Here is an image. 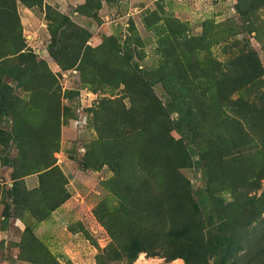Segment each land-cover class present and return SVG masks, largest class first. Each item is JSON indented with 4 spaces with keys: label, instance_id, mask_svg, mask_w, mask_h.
I'll return each mask as SVG.
<instances>
[{
    "label": "rangeland",
    "instance_id": "1",
    "mask_svg": "<svg viewBox=\"0 0 264 264\" xmlns=\"http://www.w3.org/2000/svg\"><path fill=\"white\" fill-rule=\"evenodd\" d=\"M240 2L0 0L1 21L2 14L9 13L10 18L17 15L22 26L15 44L2 41L5 38L0 34V63L6 69L0 78L2 87L9 86L0 94V264H186L183 259L168 261L165 254L173 245L150 242L153 240L145 232L140 235L158 255L150 250L142 252L134 263L122 257L116 248L119 241L112 238L100 217L114 214L110 222L116 226L131 224L133 217L116 213L122 201L116 190L123 185L113 183L115 174L104 163L105 157L93 153L102 148V123L111 120L113 124L122 110L133 109L132 96L139 89L149 95L152 72L171 58L177 60V67L198 61L233 62L246 44L257 52L264 71V25L263 29L260 25L264 23V7L252 15L249 26ZM51 26L58 30L56 36ZM254 27L258 32H250ZM21 46L26 55L20 59L16 53ZM81 46V53L90 49L98 69L87 70L82 59L75 63L72 59L71 64H76L72 69L63 68ZM30 55L35 56V62H45L53 73L55 93L37 90L44 83L42 79L26 76ZM134 77L144 79L139 88L126 84ZM162 90L156 89L165 101ZM250 91L264 94V78ZM171 118L177 120L178 114H171ZM135 144H128L133 153L125 157L124 166L136 163L132 160ZM187 147L191 164L182 173L195 195L203 194L198 200L204 203L200 204L204 205L202 210L207 209L203 210L205 237L226 242L232 233H240L230 257L234 264H243L248 251L257 249L249 250L250 245L264 238V214L254 216L255 222L244 227L253 214L234 203L230 190H219L218 201H214L211 193H205L206 187L210 189V177L204 168V150ZM235 157L239 159L235 171L241 179L254 183L243 189L261 195L264 142ZM50 161L55 163V173L51 174L50 168L47 173L38 171ZM25 167L31 174H25ZM129 191L134 189L124 195ZM64 198L66 201L46 218L35 219L31 209L48 210ZM226 218L236 222L226 224ZM132 235L128 232L126 237ZM204 252L193 258L192 264H205L201 263ZM218 253L222 256L227 250ZM213 261L217 260L210 264Z\"/></svg>",
    "mask_w": 264,
    "mask_h": 264
},
{
    "label": "trees",
    "instance_id": "2",
    "mask_svg": "<svg viewBox=\"0 0 264 264\" xmlns=\"http://www.w3.org/2000/svg\"><path fill=\"white\" fill-rule=\"evenodd\" d=\"M240 3L245 7V22L250 26L252 15L264 7V0H241ZM8 15L2 14L0 34L5 38L2 41H14L12 44H15L17 35L22 34V26L17 15L13 18ZM260 25L263 29L264 23ZM51 29L56 36L58 30H54L53 26ZM251 31L258 32V28H250ZM82 48L78 49L80 52L73 53V57L67 60L68 64L63 65L64 69H72L80 59L81 64H87V70L98 69L90 49L81 53ZM23 50L24 46L17 50L20 59L26 55ZM236 55L233 62L216 60L208 64L198 61L178 67L176 59H169L166 65L152 72L149 95L145 96L139 89L137 95L132 96L135 102L133 109L122 110L113 124L111 120L102 123L99 139L102 148L99 153L95 151L93 156H104V163L115 174L113 183L123 185L116 190L122 198L119 207L115 208L116 213L121 216L130 214L133 220L131 224L124 222L116 226L110 222L114 214L101 216L100 219L112 238L119 241L116 248L129 263H134L140 253L153 249L140 235L145 232L148 238H152L150 242L173 245V249L165 254L170 262L183 259L186 264H192V259L200 258L206 250L201 263L210 264L213 259L217 260L213 264H234L230 257L231 250L241 234L232 233L229 239H225L226 242L209 241L205 237L202 224L203 210L207 209L202 210L204 205L200 204L204 203L198 200L203 194L200 192L196 196L191 182L182 173V169L191 164L187 146L204 150L202 158L207 162L204 168L210 177V189L208 191L206 187L205 193H211L214 201H218L216 194L219 190H230L234 203L250 209V214H253V217H248L244 227L255 222L254 216L264 214V191L259 196L247 192L243 186L253 187L254 183L241 179L235 171L239 162L235 156L242 157L264 142V94L250 91L263 81L264 71L257 52L246 44ZM30 56L31 64L24 69L26 76L42 79L44 83L38 85L37 90L55 93L58 89L53 73L45 62H35V56ZM72 59L74 63L71 64ZM3 67L4 64L0 63V75L6 72ZM143 80L134 77L124 81L129 87L139 88ZM2 84L0 78L1 95L9 89L8 85L2 87ZM159 88H163L165 101L157 94L156 89ZM103 109L106 118V106ZM173 113L178 114L177 120L171 118ZM130 143H136V155L132 156L136 163L124 166L125 157H131L133 153L128 149ZM54 165L50 161L38 171L47 173L50 168L53 174L56 172ZM24 170L26 175L31 174L26 167ZM128 171L130 177L126 176ZM128 189H134V192L129 191L124 195ZM65 201L66 198L62 199L48 210L37 207L31 211L35 219L41 221L48 212L54 211ZM226 220V224L236 222L231 218ZM128 232L134 235L128 238ZM255 246L257 249L251 252ZM223 250H227V253L219 256L218 251ZM249 250L243 264H264V238L253 247L250 245ZM149 252L158 255L154 250Z\"/></svg>",
    "mask_w": 264,
    "mask_h": 264
}]
</instances>
